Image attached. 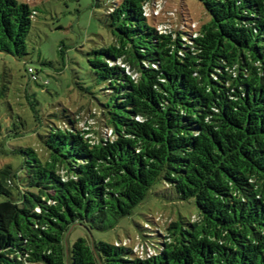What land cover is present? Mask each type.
Here are the masks:
<instances>
[{
  "label": "trees",
  "instance_id": "trees-1",
  "mask_svg": "<svg viewBox=\"0 0 264 264\" xmlns=\"http://www.w3.org/2000/svg\"><path fill=\"white\" fill-rule=\"evenodd\" d=\"M196 1L210 20L191 33L158 31L150 0H106L110 43L87 60L104 100L79 86L90 100L76 110L28 94L8 104L0 264H264V0ZM34 14L0 0L1 54H28ZM156 183L198 216L141 236L151 255L87 236L70 247L75 228L111 230Z\"/></svg>",
  "mask_w": 264,
  "mask_h": 264
},
{
  "label": "rangeland",
  "instance_id": "rangeland-1",
  "mask_svg": "<svg viewBox=\"0 0 264 264\" xmlns=\"http://www.w3.org/2000/svg\"><path fill=\"white\" fill-rule=\"evenodd\" d=\"M35 11L32 29L28 37L27 55L15 59L0 53V89H5L6 97L0 99V121L6 119L8 104L15 97L25 94L33 96L40 108L53 110L54 106L76 110L90 100V96L80 90L91 88L94 96L102 101L104 96L95 85L97 82L88 66V53L110 43L106 30L107 16L103 3L106 0H17ZM99 2V6L95 2ZM148 19L158 30L197 32L210 20L201 3L196 0H150ZM32 67L38 74L37 84L29 81L25 68ZM58 72H61L60 74ZM48 80V93L39 85ZM82 84V86L80 85ZM80 86V87H79ZM17 102L23 103L18 100ZM25 106V105H24ZM20 114L23 107H15ZM6 113V114H5ZM79 113L80 127L97 130V126L84 118L85 111ZM92 128H88V127ZM31 128V126H29ZM89 136L93 137V134ZM17 146V143H13ZM6 162V161H3ZM198 216L192 199L178 201L172 189L156 183L130 216L120 219L111 230L87 233L83 228H75L67 237L70 247L78 238L86 236L94 242L123 244L145 257L152 251H143L141 242H151L141 236H155L170 221L179 218L190 221ZM153 234V235H152ZM156 242V238H153Z\"/></svg>",
  "mask_w": 264,
  "mask_h": 264
},
{
  "label": "built area",
  "instance_id": "built-area-1",
  "mask_svg": "<svg viewBox=\"0 0 264 264\" xmlns=\"http://www.w3.org/2000/svg\"><path fill=\"white\" fill-rule=\"evenodd\" d=\"M27 75L30 77V79L34 80L36 79V73L32 68L27 69Z\"/></svg>",
  "mask_w": 264,
  "mask_h": 264
},
{
  "label": "water",
  "instance_id": "water-1",
  "mask_svg": "<svg viewBox=\"0 0 264 264\" xmlns=\"http://www.w3.org/2000/svg\"><path fill=\"white\" fill-rule=\"evenodd\" d=\"M67 247H68V243L65 241V254L66 255L68 254Z\"/></svg>",
  "mask_w": 264,
  "mask_h": 264
}]
</instances>
